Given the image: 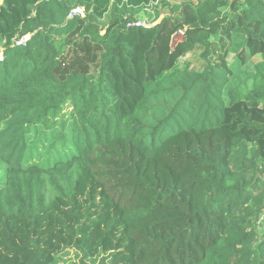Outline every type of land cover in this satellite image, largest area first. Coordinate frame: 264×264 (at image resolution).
I'll use <instances>...</instances> for the list:
<instances>
[{
	"label": "trees",
	"instance_id": "obj_1",
	"mask_svg": "<svg viewBox=\"0 0 264 264\" xmlns=\"http://www.w3.org/2000/svg\"><path fill=\"white\" fill-rule=\"evenodd\" d=\"M0 54L4 227L91 187L64 231L113 248L78 264H264V0H0Z\"/></svg>",
	"mask_w": 264,
	"mask_h": 264
},
{
	"label": "rangeland",
	"instance_id": "obj_2",
	"mask_svg": "<svg viewBox=\"0 0 264 264\" xmlns=\"http://www.w3.org/2000/svg\"><path fill=\"white\" fill-rule=\"evenodd\" d=\"M255 0H247L248 4H253ZM147 12H139L137 21L142 23H151L153 20L159 21V18L152 13L151 8L146 9ZM181 40V35H176L173 42ZM259 57H254L253 62H259ZM184 59L180 61L183 63ZM6 166L0 160V185L5 181ZM78 196V204L76 209H70L65 203L59 205L58 209L51 215L41 220L35 232L30 229L28 223L13 219L3 226L0 219V257H7L11 264H16L17 253L20 252L34 237L38 239L45 256L60 252L61 254L55 256L56 264H78L77 246H80L89 254L94 255L95 251L100 252L101 249L111 250L113 248V239L100 234L98 228L95 226L83 228L84 241L80 238L71 240L64 231V227L73 231L76 227L77 214H82L90 201H95V213L104 210V203L98 199L97 190L94 188L83 187ZM262 226V221L260 223ZM115 239V238H114ZM108 246H106V242ZM106 244V245H105ZM106 256L101 252L98 257Z\"/></svg>",
	"mask_w": 264,
	"mask_h": 264
},
{
	"label": "built area",
	"instance_id": "obj_3",
	"mask_svg": "<svg viewBox=\"0 0 264 264\" xmlns=\"http://www.w3.org/2000/svg\"><path fill=\"white\" fill-rule=\"evenodd\" d=\"M75 16H81V17H83V16H84V10L81 9V8H77V9L73 10V11L70 12V14L68 15V19H72V18L75 17ZM144 25H145V23H142L141 21H137V22H135V26H144ZM27 41H28V37L20 38V39H18V40H16V41L14 42V46H16V47H19V46H20V47H25ZM2 60H3V59H2V56H1V54H0V62H1Z\"/></svg>",
	"mask_w": 264,
	"mask_h": 264
}]
</instances>
